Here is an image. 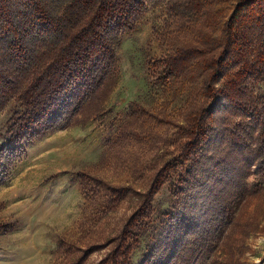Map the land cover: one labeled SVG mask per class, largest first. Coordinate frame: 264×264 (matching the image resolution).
<instances>
[{"label": "trees", "instance_id": "1", "mask_svg": "<svg viewBox=\"0 0 264 264\" xmlns=\"http://www.w3.org/2000/svg\"><path fill=\"white\" fill-rule=\"evenodd\" d=\"M152 2L0 0V111L13 99L19 106L0 147V186L30 143L73 117L114 73L117 44L139 28ZM166 6L165 25L154 35L173 46L149 62V71L156 84L187 95L189 104L175 120L133 102L129 120L107 141L108 155L126 152L122 162L142 179L150 177V186L98 264H132L155 198L168 183L174 205L159 218L141 264H193L196 251L199 260L212 245L207 264H240L234 245L225 250L221 243L225 228L236 226L229 186H238L251 169L264 179V97L250 86L264 83V0H168ZM223 134L226 141L214 152ZM145 156L150 161L140 168ZM236 169L242 176L232 182ZM78 178L86 199L103 194L105 212L132 192V184L106 183L96 174ZM13 229L0 223V234Z\"/></svg>", "mask_w": 264, "mask_h": 264}, {"label": "rangeland", "instance_id": "2", "mask_svg": "<svg viewBox=\"0 0 264 264\" xmlns=\"http://www.w3.org/2000/svg\"><path fill=\"white\" fill-rule=\"evenodd\" d=\"M167 2L149 3L139 28L123 35L116 46L114 73L96 94L62 126L30 143L12 162L11 178L0 186V223L10 222L14 229L0 234V264H75L83 258L82 264H98L113 249L114 239L140 204L141 193L149 188L150 177L142 179L141 171L122 162L126 152L108 155L107 141L129 120L133 102L175 120L182 119L179 111L189 104L187 95L156 84L149 71V62L173 46V41L154 35L155 29L165 25ZM250 86L264 97V83L253 82ZM18 107L13 99L0 111V147L7 140L9 121ZM225 141L223 134V139L213 145L214 152H219ZM139 146L130 144L128 149L139 153ZM146 157L140 168L150 161ZM165 158L160 157L162 161ZM82 172L118 186L132 184V192L121 206L105 212L108 201L103 194H91L86 199L78 188ZM231 173H227L229 178ZM241 176V169H236L230 180H240ZM189 192L194 195V190ZM228 197L235 208L236 226L225 228L228 238L221 243L222 248L229 250L227 244L234 245L240 264H264V179L248 170L238 186H229ZM155 199L151 226L135 247L132 264L142 263L151 249L159 218L174 205L171 184ZM189 211L195 214V209ZM193 221L196 223V217ZM214 249L212 245L199 260L196 251L193 264H207Z\"/></svg>", "mask_w": 264, "mask_h": 264}]
</instances>
